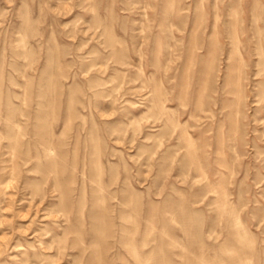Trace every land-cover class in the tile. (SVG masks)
<instances>
[{"label": "rangeland", "instance_id": "1", "mask_svg": "<svg viewBox=\"0 0 264 264\" xmlns=\"http://www.w3.org/2000/svg\"><path fill=\"white\" fill-rule=\"evenodd\" d=\"M0 264H264V0H0Z\"/></svg>", "mask_w": 264, "mask_h": 264}]
</instances>
